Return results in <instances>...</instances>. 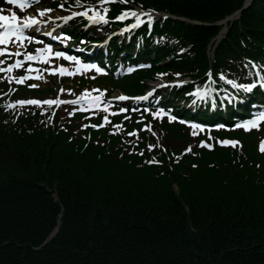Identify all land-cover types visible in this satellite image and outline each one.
Here are the masks:
<instances>
[{
  "label": "trees",
  "instance_id": "1",
  "mask_svg": "<svg viewBox=\"0 0 264 264\" xmlns=\"http://www.w3.org/2000/svg\"><path fill=\"white\" fill-rule=\"evenodd\" d=\"M133 1L210 23L245 2ZM115 2L114 13L126 7ZM202 26L158 20L152 69L164 67L158 55L172 43V54L181 55L182 68L175 70L203 73L209 65L205 44L221 27L211 25L201 41ZM166 30L171 36L160 41ZM247 58L264 61V0H253L231 25L215 51V73L231 75ZM150 74L130 78L128 89L141 90L138 80ZM170 132L169 142L176 133L187 138L180 128ZM63 135L0 122V264H264V185L252 178L255 166L240 169L232 162L237 151L201 150L180 163L168 155L157 167L147 163L148 156L114 151L117 139L84 146ZM248 155L264 166L255 145L240 156ZM210 162H217L212 175H188L193 164ZM56 226L58 233L45 243Z\"/></svg>",
  "mask_w": 264,
  "mask_h": 264
},
{
  "label": "snow or ice",
  "instance_id": "2",
  "mask_svg": "<svg viewBox=\"0 0 264 264\" xmlns=\"http://www.w3.org/2000/svg\"><path fill=\"white\" fill-rule=\"evenodd\" d=\"M8 3L10 4H17L19 6V8L23 9L25 8L26 4L29 3V0H7ZM101 3H106V2H111V0H100ZM128 0H125V3H127ZM59 7L63 8L64 5L61 4L59 5ZM8 11V14H5V9H3L2 7H0V28H3L4 31H0V44H4V45H7L9 42L12 41V38L15 37L16 40H19V41H24V40H28V41H31V40H34L36 39L34 36H31V35H26L25 33V30L26 29H29V28H32L34 25H38V24H41V23H46L45 20H42L40 19V17H43L46 13H49L52 11V9L50 8H42V9H39L38 10V13L35 14V15H28V16H24L23 17V22L21 23V16L17 14V12L15 10H7ZM93 12H95V15H92L90 16L88 11L85 10L83 12V15L88 17V19L90 21L92 20H100V21H103L105 23L108 22L107 20V17H106V14L108 12V9L105 8L103 10V13L97 11L94 7L92 9ZM76 15H78V13L76 12H72L70 16H65L63 17V19L65 20H69L71 19L72 17H75ZM143 15H147L149 21L153 20L154 19V16L153 14L151 13H145V12H142V11H139L138 9H132V8H127V9H124L119 15H117L116 17H114L115 19L117 20H124L127 16H132V17H135L136 18V25H139V24H142L143 21L139 18L140 16H143ZM51 18V17H49ZM135 25H129V27H134ZM38 51L40 53H47L48 56H57V57H64V56H68L67 53L65 52H61V51H53L52 50V45L51 44H48L45 48H41V49H38ZM10 50L6 47H0V54H4V53H9ZM13 55H16V56H19L20 55V52L19 50H17L15 53H13ZM40 57L39 56H36L34 55L33 53L31 52H27L24 54V59L25 60H36V59H39ZM47 58V57H45ZM68 59L70 60H78L79 57L77 56H68ZM51 62V61H49ZM0 63H3V61H0ZM22 66V61L21 60H16L14 64H9L8 67H7V70L10 71L12 70L13 68H19ZM85 67H97L98 70L100 72H104L105 69L102 68V67H99L98 65H84ZM29 71L32 70V66L29 65ZM63 70V66L61 65L60 66V69H49V71H52V72H56V71H62ZM3 71H6V69L4 68H0V72H3ZM128 71H132L131 68L128 69ZM264 74V73H262ZM158 75L160 76H165L167 75L166 73H159ZM176 76H181L182 74L181 73H176L175 74ZM220 77L223 78V79H227V77L224 75V73H220ZM13 79H16L15 77H13ZM26 79V77L24 76H21L19 77V80L20 82H23L24 80ZM227 82L231 85H235V87L237 89H243L245 91H251L254 87H256V85L258 84H264V80H256L255 82H251V83H237V81L235 79H227ZM165 83H175V84H183L185 83L184 80H177V81H166ZM161 85L160 84H157L156 87H160ZM61 91H63V89H61ZM71 91V90H69ZM88 90H85V92H87ZM104 91H107L106 89ZM152 92H155L156 91V88H152L151 90ZM208 92L207 89H204L203 92H201V89L197 88L196 89V93L199 94V95H206ZM151 93L147 94V95H142V96H138V97H134V99H138V100H146L148 99V95H150ZM227 95V93H226ZM233 97L232 96H229V99H232ZM95 100H99L100 97L97 96V97H94ZM115 99H120V100H124V99H128L127 96H124V95H120L118 97H115ZM18 104H57V103H62V101L56 99V100H53V99H49V100H36V99H32V100H20V101H17ZM105 107H107V105H104ZM213 106H215V99L213 100ZM118 111L120 112H127L128 109L126 108H120L118 109ZM151 111V110H149ZM165 111V109L163 108H160L158 111L156 112H151V115L153 116H160L161 113H163ZM172 120H177L178 117L175 116V115H172L170 117ZM127 119V117H126ZM104 120L105 122H107L108 120V117L105 116L104 117ZM261 121H264V111H261L259 113H257L255 116H253L252 118L250 119H245L243 121H241L240 123L236 124V125H233L234 127H243L245 128L246 130H250L252 127H259V123ZM185 123H191V122H188L186 121ZM101 125H95V127H100ZM83 127H87V125H83ZM145 127L148 128L150 127V125L148 124H145ZM194 128H205L206 126L205 125H202V124H194L193 125ZM214 127L216 128H221V127H226V125H214ZM134 133H129V135H133ZM196 133L193 132V135H195ZM202 144H206L207 147L211 148L213 147L212 144L210 143H207V141H202L201 142ZM220 143L221 144H225V145H233V146H236V145H239L240 144V141L238 140H230V139H222L220 140ZM149 148H153L155 147V145H149L148 146ZM190 147L186 148L185 151H190ZM260 150L262 152H264V140H262L260 142Z\"/></svg>",
  "mask_w": 264,
  "mask_h": 264
},
{
  "label": "bare ground",
  "instance_id": "3",
  "mask_svg": "<svg viewBox=\"0 0 264 264\" xmlns=\"http://www.w3.org/2000/svg\"><path fill=\"white\" fill-rule=\"evenodd\" d=\"M162 11H163V13H169V12H167L165 10H162ZM181 17L184 18V19L186 17L190 18L189 16H186V15H182ZM190 19L191 20H195V21H202V20L196 19V18H190ZM146 27L147 26H145V28ZM202 27H204L203 28L204 32L203 33H200V37H201L200 40L201 41L203 40V38H206L209 35L210 25H206V26H202ZM170 30H166L164 33H160L159 40L160 41L161 40H164V37L165 36H166V39L169 36H171V33L172 32ZM152 37H153V32L148 31V30L145 29V37H144V39L146 40V43H147L146 46H149L150 45V42H151ZM199 46H200V44H199ZM207 47H209V43L208 44H205V48H207ZM167 48H168L167 50L165 48H163L164 50L162 49L161 53L158 55L159 62H162V65L164 66L162 68L163 69V72L162 73H166L167 74V75H165L163 77L165 79H169V81L184 80L185 83L188 84L189 83L188 77L189 76H193L194 75V72L191 71V69L189 67H187V66H185V67L189 71H191L192 73H189V72L186 73L183 70H175V69H181L182 68L180 66H177L178 62L181 59V55L178 52L176 54H172V52L174 50L172 43ZM182 51H184L185 53L188 52V50L185 47L182 49ZM173 60H175L176 63L173 64L174 66H170V64H171V62ZM185 61L190 62L191 61V56L190 55H187L185 57ZM176 73H181L182 75L178 77V76L175 75ZM185 83H183V84H185ZM171 84H174V83H171ZM176 90L177 89H174L172 91V94H171L172 95L171 96L172 98L170 97L169 101H172V103L174 102L176 104V106L179 108V105H178L176 99H178L179 98L178 96H180V95L176 94ZM191 107L194 108L193 105H191ZM238 112H239V110H238ZM178 115L179 116H183L180 113H178ZM237 153L239 154L240 152H237ZM163 157H161L160 160L154 161V163L152 161V158H150L149 162H147V163H149L151 166H157V167H159L160 161H162ZM232 162L237 167H240V169L242 168V166L244 164H247L249 166H255V169H256V173L257 174L252 175V178H253L254 181H256V182L264 185V166H263V163H261L260 161L259 162L258 161H255V157L253 155H248V158H243L242 156L238 155L236 157H233ZM215 163H217V162H210V163H207V164L202 165V166H198L197 164L192 165L191 168L188 170V175H190V173L193 174V175L201 176V177H205V176L212 175L214 173V171L210 167L213 166ZM253 171L255 172L254 169H253Z\"/></svg>",
  "mask_w": 264,
  "mask_h": 264
},
{
  "label": "rangeland",
  "instance_id": "4",
  "mask_svg": "<svg viewBox=\"0 0 264 264\" xmlns=\"http://www.w3.org/2000/svg\"><path fill=\"white\" fill-rule=\"evenodd\" d=\"M60 2H68L69 0H59ZM243 9H246V7H241V10H243ZM50 14L52 15V16H57V15H62L63 13L62 12H59V11H51L50 12ZM163 81H166V80H163ZM44 85H46V84H54V85H56L57 84V82H55L54 80H50V79H47V80H45L44 82ZM150 84H152V83H150ZM203 92V91H202ZM117 93H119V92H117ZM116 93V94H117ZM203 96L204 95H199V94H197V96L195 97H193V98H189V99H187V103L188 104H191V103H193V102H195V104H196V101L199 99V98H203ZM190 100V102H188ZM198 105H200V104H196V106H198Z\"/></svg>",
  "mask_w": 264,
  "mask_h": 264
}]
</instances>
